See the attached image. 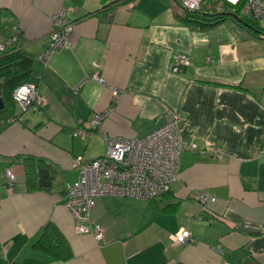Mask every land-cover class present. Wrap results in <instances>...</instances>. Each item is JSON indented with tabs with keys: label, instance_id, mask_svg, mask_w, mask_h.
<instances>
[{
	"label": "crops",
	"instance_id": "obj_1",
	"mask_svg": "<svg viewBox=\"0 0 264 264\" xmlns=\"http://www.w3.org/2000/svg\"><path fill=\"white\" fill-rule=\"evenodd\" d=\"M181 11L174 0H0V44L19 35L36 57L29 84L45 100L0 122V264H264V40L231 20L189 26ZM61 12L71 44L46 64ZM177 54L191 60L182 73L171 71ZM168 112L182 115L187 146L170 193L99 197L91 220L103 239L79 235L65 207L80 175L73 161L104 156L107 139L147 137ZM27 156L55 167L50 191L27 190ZM181 229L195 241L173 245ZM47 238L70 257L42 248Z\"/></svg>",
	"mask_w": 264,
	"mask_h": 264
},
{
	"label": "built area",
	"instance_id": "obj_2",
	"mask_svg": "<svg viewBox=\"0 0 264 264\" xmlns=\"http://www.w3.org/2000/svg\"><path fill=\"white\" fill-rule=\"evenodd\" d=\"M179 1L188 10H199L205 0ZM225 1L233 7L243 2ZM241 14L259 20L264 25V0H246ZM73 29L74 25L66 19L65 13H59L53 23L47 51L39 59L47 64L56 50L69 46ZM11 42L6 40L1 43L0 51L3 52ZM190 64L191 60L187 55H174L171 71L182 73ZM93 78L103 82L97 74ZM13 98L22 114L45 102L38 88L30 84L19 86L14 91ZM103 117L104 115H98L93 124L99 125ZM21 120L19 116L17 119H9V122ZM182 120L181 114L168 112L165 114L164 125L147 137L107 139L104 156L91 162H84L80 158L73 161V166L79 168L80 175L76 182L67 186L65 207L78 222L79 235L90 234L97 241L103 239L101 226L91 220V211L99 197L112 195L152 201L171 190L172 184L179 178L180 155L187 148L180 136L179 125ZM79 134L85 136L87 132L75 131V135ZM6 175L12 188L16 183L15 173L12 169H7ZM200 200L204 204L209 200L214 201L205 195L200 196ZM194 241L192 232L188 229H181L171 235L173 245Z\"/></svg>",
	"mask_w": 264,
	"mask_h": 264
},
{
	"label": "trees",
	"instance_id": "obj_3",
	"mask_svg": "<svg viewBox=\"0 0 264 264\" xmlns=\"http://www.w3.org/2000/svg\"><path fill=\"white\" fill-rule=\"evenodd\" d=\"M174 1L182 10L177 17L189 26L206 30L231 20L245 28L255 38L264 40V25L259 20L241 14V8L246 0H243L237 7L231 6L225 0H205L199 10H188L181 5L179 0ZM6 40L12 42L7 45L0 56V96L5 103L4 109L0 110V122L10 123L9 119H17L22 115L18 113L13 93L19 86L29 84L35 74L36 57L20 47L18 34H11ZM22 161L27 190L50 191L55 180V167L47 160L33 156L23 157ZM56 243L57 245L54 246V243H49L47 238L45 241L41 240L39 245L46 250L56 251L61 259H68L70 250L65 248L60 240Z\"/></svg>",
	"mask_w": 264,
	"mask_h": 264
},
{
	"label": "water",
	"instance_id": "obj_4",
	"mask_svg": "<svg viewBox=\"0 0 264 264\" xmlns=\"http://www.w3.org/2000/svg\"><path fill=\"white\" fill-rule=\"evenodd\" d=\"M4 107H5V103H4L3 99L0 96V110L4 109Z\"/></svg>",
	"mask_w": 264,
	"mask_h": 264
},
{
	"label": "rangeland",
	"instance_id": "obj_5",
	"mask_svg": "<svg viewBox=\"0 0 264 264\" xmlns=\"http://www.w3.org/2000/svg\"><path fill=\"white\" fill-rule=\"evenodd\" d=\"M15 176H16V173H15ZM17 177V176H16ZM17 179V178H16Z\"/></svg>",
	"mask_w": 264,
	"mask_h": 264
}]
</instances>
